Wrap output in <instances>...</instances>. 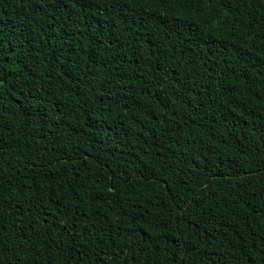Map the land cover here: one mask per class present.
Instances as JSON below:
<instances>
[{"label": "trees", "instance_id": "trees-1", "mask_svg": "<svg viewBox=\"0 0 264 264\" xmlns=\"http://www.w3.org/2000/svg\"><path fill=\"white\" fill-rule=\"evenodd\" d=\"M0 264H264V0H0Z\"/></svg>", "mask_w": 264, "mask_h": 264}]
</instances>
